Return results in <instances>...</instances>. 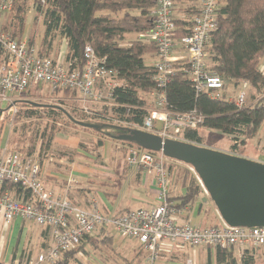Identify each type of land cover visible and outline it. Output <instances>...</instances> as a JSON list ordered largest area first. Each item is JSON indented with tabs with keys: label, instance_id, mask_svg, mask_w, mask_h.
Returning <instances> with one entry per match:
<instances>
[{
	"label": "built area",
	"instance_id": "built-area-1",
	"mask_svg": "<svg viewBox=\"0 0 264 264\" xmlns=\"http://www.w3.org/2000/svg\"><path fill=\"white\" fill-rule=\"evenodd\" d=\"M188 1V6L196 11L191 18L189 34L173 38L174 0H156L150 11L152 26L139 33L141 38L156 46L155 88L147 92L151 104L144 106L146 114L142 124L127 123V127L153 133L162 140H184L182 131L195 128L204 120V116L195 109L180 112L167 107L164 87L174 72V62L186 59V74L195 93L204 92L214 99L222 97L218 93L223 89L222 79L206 68L205 49L217 28V12L225 0ZM12 6L13 0H0V14L8 13ZM176 46L181 47L182 55H174ZM260 69L264 73V62ZM36 84L47 86L51 92L56 89L75 91V100L87 115H94L91 104L123 106L115 101L113 95L115 87L121 85L116 71L108 68L105 59L99 57L89 44L83 48L80 64L75 58L66 59L62 52L55 57L42 55L28 38L16 39L0 25V103L8 105L11 110L16 97ZM245 88L246 83H243L233 98L239 109L258 100L256 97L248 103ZM169 159L174 160L162 153L154 156L147 151L128 148L124 159L126 164L153 173L155 204L112 216L102 213L94 198L85 207L66 196L55 194L41 181L37 161L18 150L6 151L3 148L0 150V189L5 181L17 182L28 190L29 195L26 199L18 198L10 190H0V219L4 225L19 218L48 227L49 243L36 254V264L54 263L63 251L75 247L84 236L92 235L102 226L110 228L119 237L138 240L148 252L147 264H157L158 252L164 244L237 247L239 258L245 252L251 254V250L256 248L264 250V227L230 226L220 216V224L215 227H203L183 220L186 208L173 207L169 201L172 186V176L166 168V160ZM185 165L189 166L203 193L208 196L193 168ZM70 181L75 182L74 179ZM185 264L193 262L188 259Z\"/></svg>",
	"mask_w": 264,
	"mask_h": 264
},
{
	"label": "trees",
	"instance_id": "trees-1",
	"mask_svg": "<svg viewBox=\"0 0 264 264\" xmlns=\"http://www.w3.org/2000/svg\"><path fill=\"white\" fill-rule=\"evenodd\" d=\"M30 1L35 6L36 13L41 15L43 31L39 42L35 43L36 39L33 38L35 28H33L28 37L29 43L37 44L42 55L55 57L59 53L57 45L64 41L66 59L75 58L80 64L83 61V48L89 44L99 57L105 59L106 66L116 71L117 78L121 82V85L113 90V95L115 101L123 106L112 107L113 111L119 115L121 121L137 125L142 124L146 114L144 106L149 105L151 101L146 104L140 93L147 94L149 90L155 88L154 64H147L144 57L156 54V46L141 38L139 33L147 31L152 26L150 11L155 6L156 0H13L11 11L0 14V25L3 30L16 39L22 38L28 2ZM179 12L181 13L177 16L175 10L173 13L174 39L189 34L192 26L191 18L196 13L195 9L188 5L181 7ZM5 18L8 19V24L2 20ZM126 34H136V36L134 39L126 41ZM205 50L206 68L220 76L223 90L230 85L238 90L243 83H246L251 89L253 99L258 97V100L239 109L234 104L233 99L227 100L223 94L221 98L214 99L204 92L195 93L186 74L188 65L180 60L173 63L174 72L164 87L167 107L180 112L195 109L204 116L203 122L197 127L186 128L182 131L184 141L201 145L203 141L202 130H217L233 138L230 145L231 153L235 152V154L242 155L239 146L246 139L255 136L264 122V73L259 66L264 56V0H225L218 9L217 28L211 34ZM43 88V84H36L27 91L33 89L42 94ZM59 91L64 95L68 92H75L69 89H56L52 92L57 93ZM26 103L32 108L51 106L41 105L37 102ZM53 107L55 109H48L47 111L52 117L64 116L68 122L77 126L80 125L76 121L97 124L100 126L99 128L89 129L104 133L110 138H113L112 134L104 131L102 127L114 128L116 134L113 135L120 134L117 131H125L119 130L118 127L128 128L84 119L75 115L72 110L60 105H53ZM127 109L129 110L127 111ZM35 114L38 113L34 109L28 111L29 117ZM51 128L53 130L54 125ZM47 136V141H44L45 132L39 136L42 139L39 143V146L42 147L41 152L37 154L39 168H41L43 161L48 160V152L55 137L51 133ZM119 141L124 144L119 146L122 153L125 152L124 149L136 148L140 151L150 152L154 156L158 154V152L145 150L133 142L121 139ZM103 145L104 140L97 137L92 142V148H88L84 143L79 142L77 148L62 149L58 156L63 157L68 154V161L73 163L76 157L86 154L92 158L94 164L101 165L100 149ZM34 149V145H31L26 156L30 157ZM166 168L169 171L168 165ZM126 170V166L120 168V161L118 160L114 167L113 176L99 177L95 182L97 185L88 189V192L100 191L108 199L116 198L122 188ZM140 173L141 169L138 170L137 175ZM170 174L173 176L172 184L176 183L183 190L182 193L169 197L173 207H190L196 202L203 205L201 199L204 194L194 175L184 168L174 169ZM93 176L98 175L94 174ZM39 177L41 179L40 173ZM41 181L43 182V180ZM91 181H95V179ZM5 189L12 191L18 198L26 199L29 195L28 190L17 182L5 181L0 190ZM79 190L84 191V189ZM130 209L128 207L118 209L112 214L101 211L108 215L117 216ZM208 212V208L203 209L205 215ZM216 217L214 222L210 220L207 223V227L219 225L217 214ZM39 227L42 229L41 233L49 241L48 227ZM106 228L99 227L95 233L97 236H103ZM93 234L84 236L78 245L63 251L60 258L51 264H70L75 253L84 251L86 243H90L92 246H98L97 243L109 246L111 237L103 236L98 242H94L92 240ZM47 245L48 242L41 243L40 251L45 249ZM207 249L212 251L216 264H264V250H262L263 254L260 258L254 256V250L251 251V254L245 252L238 262L233 255L232 247L207 246ZM24 255L30 260V253L24 251L21 253L22 258ZM0 264H2L1 261Z\"/></svg>",
	"mask_w": 264,
	"mask_h": 264
},
{
	"label": "rangeland",
	"instance_id": "rangeland-1",
	"mask_svg": "<svg viewBox=\"0 0 264 264\" xmlns=\"http://www.w3.org/2000/svg\"><path fill=\"white\" fill-rule=\"evenodd\" d=\"M2 20L5 21V24H8L7 18ZM33 28H35V30L33 31V38L35 37L36 39L35 43H36L39 42L40 36L42 34L43 24L41 21V15L39 13H36L35 6H33L32 2L30 1L28 2L27 14L24 22L22 37L28 38ZM135 36L136 34H126L125 36L126 41L134 39ZM57 46H58V52L61 53L60 49L64 46V43L62 42ZM181 61L186 62V59H182ZM263 62L264 60L261 59L259 66L263 64ZM237 91H238L237 89L233 88V86L230 85L227 86V89L224 90L222 89L218 93L223 94L225 98L228 100V99H233ZM245 92L248 95L247 102L251 103L253 97L251 95V89L247 84H246ZM140 96L145 99L146 104L150 101V97L148 96V94L140 93ZM60 97H62L65 100L60 99ZM76 97H77V93L75 92H68L65 95L62 94L61 91L57 93H53L49 90L47 86H44L42 90V94H39L37 91H34L33 89L25 93H20L19 96L16 97L11 110L9 109L8 105L0 103V150L3 148L6 151L18 150L21 153L27 155L28 148L31 147V145H34L35 149L34 152H32V154L30 155V157L33 160L37 161V154L41 152V148H42L39 146V143L42 140L40 139L41 137L39 136L41 135L42 132H45L46 137L44 141H47L46 139L48 138L47 135L51 133V135L55 137L53 140L52 147L48 152V156H49L48 161L49 163H51V166L52 165L54 167L57 166L61 170H63L66 169V166L69 165V161L67 159L68 154L63 157H59L58 155L60 150L77 148L79 142L84 143L88 148H92L91 146L92 142H94L97 139V137H100L104 140V145L100 149L101 155L103 157L102 164L101 165L95 164L96 170L94 171L96 174H98V176H93L94 174H90L87 176V178L98 179L100 177L99 173L112 174L114 172L113 161H115L116 157L119 156V154L122 152V150L119 149V146L124 144H121L119 140L106 136L104 133L95 132L89 128L88 129L83 128L71 122H68L67 118L64 116L52 117L51 115L48 114L47 111L48 109L50 110L55 109L53 105H60L66 107L69 110H72V112L75 113V115L81 116L82 118L87 120H92L94 122L115 124L123 127L128 126L127 122L119 120V115L116 112H114L112 106L107 103L105 104L102 103L100 105L91 104L90 108L91 110H93L92 113H94V115L93 114L87 115L83 113L82 110L80 109L79 103L77 102V100H75ZM26 102H37L40 103L41 105H51V106H42V107L36 106L35 108L34 107L32 108ZM30 109H34L35 111H37L38 114L29 117L28 111ZM52 125H54L55 127L53 130L51 128ZM102 128L104 131L112 135L116 134L114 128L105 127V126ZM202 133H203V141L201 145L208 146L218 150H223L226 152H232L230 149V145L233 142V138L231 136L227 134H223L217 130H204V131L202 130ZM239 149L241 150L242 155H247L250 156V159L264 162V122L261 125L258 133L255 136L246 139L245 142L239 146ZM124 150L126 151V149ZM91 162H92V158L89 155L81 154L75 158L73 164L89 165ZM166 165H168V167L170 168L169 169L170 173L172 172V170L174 171V169L184 168L192 175H194V173L191 170H189L188 168L189 166L183 163H179L169 159L166 160ZM77 179L79 180V184L82 186H86V183L88 184V182L84 177L82 178L77 177ZM172 180H173V176H172ZM89 181H90L89 183L96 182L91 180ZM96 185L97 183H95V186ZM92 187H94V185ZM171 188H170V196L175 194L174 189L178 190L179 186L176 183H173ZM124 193L125 192L120 193V198L122 197L123 199L125 198V196H123ZM204 196L206 195L204 194ZM130 202L132 203L130 204L132 206L138 203V201L136 200H131ZM136 208H141V207H136ZM136 208H131V209H136ZM99 210L101 211V209ZM214 210L219 218V214L215 207ZM191 222L194 224H198V220H196V218H192ZM10 224L4 225L0 219V256L2 257L7 255L8 258L10 259L12 250H16V254L17 255L20 254L21 257L19 258L18 261L20 262V264H25V262L27 264L28 263L36 264L35 257L36 254L40 251L41 249L40 245L42 243V241L38 240V238L35 236L34 232L36 228L31 223H26L25 229L27 230L25 234H23L20 231V229L13 228L11 227ZM219 224H220V218H219ZM198 225L203 227L208 226V224L205 223ZM106 230H110V228H106ZM115 237H116L115 244H117L118 241L129 239V243L132 245L134 244V240H136L133 238L119 237L117 234H115ZM97 245L98 247L96 249L95 248L90 249V254L88 256L80 257V259H82L84 264H127L126 261L125 262L122 261V258L123 259L126 258L124 252H126L129 249V246L123 249L120 254L118 253L116 254L115 252H113L112 249H107V247H104L103 244L101 243H97ZM182 245L183 244L181 243L172 244V246H182ZM185 246L188 247L186 249V252L189 258H191L190 260L193 262V264H207V250H206L207 246H188V245ZM86 247L88 248V246ZM21 250L22 251L25 250L27 253H30L29 255L30 260H28L25 255L22 258L20 253ZM232 250L234 256L239 255L240 252L239 248L234 247L232 248ZM253 250L256 254L255 256L259 258L263 254L262 248H256ZM100 260H102V263L98 262ZM80 263L72 260L70 264H80Z\"/></svg>",
	"mask_w": 264,
	"mask_h": 264
},
{
	"label": "crops",
	"instance_id": "crops-1",
	"mask_svg": "<svg viewBox=\"0 0 264 264\" xmlns=\"http://www.w3.org/2000/svg\"><path fill=\"white\" fill-rule=\"evenodd\" d=\"M175 2V14L176 16L179 15L181 12H179V9L181 7L187 6L189 1L188 0H174ZM64 43V41H62ZM61 42V43H62ZM61 52H65V43L64 46L60 49ZM183 54V50L181 47L176 46L174 49V55L179 56ZM264 60V56L262 58ZM144 60L147 64H154L157 61L156 54L152 55H146L144 57ZM231 153V152H230ZM125 154L120 153L119 156L116 157L114 163V167L118 160L120 161V168L127 167L126 172L124 173V180L122 188L116 198L108 199L102 192L96 191V192H88V189L93 188L92 186L95 185V183H89V180H92L91 178H87L90 174H96L94 170L96 165L92 164L91 162L89 165H75L73 163L69 162V165L66 166V169L61 170L59 167H53L51 166V163H49V159L43 161L41 168H40V174H41V180H43L44 185L50 189L52 192H54L57 195L66 196L69 199H71L73 202L80 206H87L88 202L91 198H94L98 204L99 209L105 212H111L118 209H124L126 207L128 208H136V207H148L153 204H155V196H156V188L153 182V173H147L145 169H141V173L137 175V172L139 168L128 166L125 159ZM245 157L250 158V156L242 155ZM103 159V157H102ZM112 162V161H111ZM58 164V163H57ZM121 170V169H120ZM130 171V172H127ZM129 173V174H127ZM98 175V174H97ZM100 177H112V174H102L99 173ZM77 177L82 178L84 177L88 184L86 183V186H82L79 184V180ZM74 179L75 182H71L70 180ZM88 179V180H87ZM98 179H95L97 182ZM175 188V187H174ZM79 189H84V191H80ZM172 189V188H171ZM125 192L123 196L125 198H120V193ZM175 194L171 195H177L178 193H182V189H174ZM204 194V193H203ZM136 200L138 203L134 204L133 206L130 201ZM201 202L203 205H200L199 202L194 203L190 207H186V210L184 214L182 215L183 220L190 222L191 224H194L191 222L192 218H196L198 220V224H207L210 220L214 222L216 217V212L214 210L213 203H211V200L208 198V196H203L201 199ZM208 208L209 212L207 215L203 213V209ZM219 220V218H218ZM31 223L26 220H22L19 218L14 219L11 222V227L18 228L20 231L25 234V224ZM36 229H35V236L38 238V240L43 242H48L45 238V235L41 233L42 229L39 226H36L35 224L31 223ZM103 236L111 237V241L109 246L103 245L104 247H107V249H112L113 252L116 254H120L123 249H125L127 246H129V249L124 252L126 255V258H122V261H126L127 264H146V256L147 251L144 248L143 245H141L138 241L134 240V244L129 243V239L127 240H121L118 241L117 244H115V233L111 230H105V234ZM103 236H97L96 233L93 234L92 240L94 242H98L100 238ZM88 246V248L86 247ZM98 246H92L90 243H86L84 246V251H79L74 254L73 261H76L80 264H84L82 259L80 257H86L90 254V249H96ZM187 246H172L168 244H164L161 246L160 251L158 252V258L156 263L157 264H184V262L189 258L187 255L186 249ZM202 248V247H201ZM24 249V248H23ZM207 264H216L214 261V256L212 251H209L207 248ZM25 251V250H24ZM20 251V253L24 252ZM256 254L254 253V256ZM238 262L240 261L238 255H235ZM257 257V256H255ZM20 254H16V250H12L10 259L7 255L0 256V261L2 264H20L19 261ZM10 261V262H9ZM28 262V261H27ZM99 263H102V260L98 261ZM25 264H27L25 262ZM29 264V263H28Z\"/></svg>",
	"mask_w": 264,
	"mask_h": 264
},
{
	"label": "water",
	"instance_id": "water-1",
	"mask_svg": "<svg viewBox=\"0 0 264 264\" xmlns=\"http://www.w3.org/2000/svg\"><path fill=\"white\" fill-rule=\"evenodd\" d=\"M80 126L99 128L76 121ZM114 139L190 165L220 218L230 226L264 227V162L184 140L164 139L137 128H122Z\"/></svg>",
	"mask_w": 264,
	"mask_h": 264
},
{
	"label": "flooded vegetation",
	"instance_id": "flooded-vegetation-1",
	"mask_svg": "<svg viewBox=\"0 0 264 264\" xmlns=\"http://www.w3.org/2000/svg\"><path fill=\"white\" fill-rule=\"evenodd\" d=\"M117 132H119V133H125V131H117Z\"/></svg>",
	"mask_w": 264,
	"mask_h": 264
}]
</instances>
